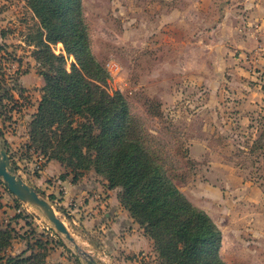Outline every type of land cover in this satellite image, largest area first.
I'll return each instance as SVG.
<instances>
[{
	"label": "rangeland",
	"instance_id": "374dc122",
	"mask_svg": "<svg viewBox=\"0 0 264 264\" xmlns=\"http://www.w3.org/2000/svg\"><path fill=\"white\" fill-rule=\"evenodd\" d=\"M28 2L0 0V146L11 152L16 174L95 260L163 264L134 221L136 232L150 240L148 253H133L135 242L123 234L113 242L117 234L111 227H93L94 216L101 223L112 213L109 200L119 202V187L109 189L91 168L73 184L84 193L74 187L66 198L57 185L61 174H38L43 163L29 136L42 96L37 73L48 71L35 60L37 34L46 32ZM80 2L85 27L80 40L109 75L103 88L122 94L149 153L220 230L221 261L264 264V0ZM50 51L63 56L68 72L76 65L62 44L50 45ZM22 77L29 80L26 90L20 88ZM62 168L71 182L76 172ZM1 185L0 230L12 237L4 259L26 251V257L43 255L41 264H85L39 208L19 203Z\"/></svg>",
	"mask_w": 264,
	"mask_h": 264
},
{
	"label": "trees",
	"instance_id": "16d2710c",
	"mask_svg": "<svg viewBox=\"0 0 264 264\" xmlns=\"http://www.w3.org/2000/svg\"><path fill=\"white\" fill-rule=\"evenodd\" d=\"M80 1L28 2L46 32L37 34L40 50L35 60L48 71L37 73L43 80L42 96L29 136L43 163L38 171L51 161L71 166L74 184L92 168L109 182V189L119 187L121 206L153 241L163 264H224L218 254L220 230L182 195L149 153L143 129L131 117L122 94L111 95L103 88L109 75L80 40L85 28ZM55 44L74 56L76 65L69 72L63 56L50 51ZM68 176L61 174L59 180ZM11 239L9 231L0 230V264H41L43 255L32 252L26 257V251L4 259L1 254Z\"/></svg>",
	"mask_w": 264,
	"mask_h": 264
},
{
	"label": "crops",
	"instance_id": "0c3cea01",
	"mask_svg": "<svg viewBox=\"0 0 264 264\" xmlns=\"http://www.w3.org/2000/svg\"><path fill=\"white\" fill-rule=\"evenodd\" d=\"M37 76L40 78L41 80V84L39 86V89L41 90V88L43 87V80L42 78L37 74ZM29 80L25 79V77L21 78V85L20 88L25 89L27 88ZM37 110V106L34 108V111L32 112V114L35 113V111ZM12 113L14 114V112L12 111ZM10 118V116H9ZM4 124H7L6 120L2 121ZM6 140V138H5ZM8 140V139H7ZM7 142V141H6ZM8 143V142H7ZM10 151L8 152V155L10 157ZM34 160V159H32ZM38 160V159H37ZM63 168L60 164H58L57 162L51 161L49 162L46 167L43 170H39L37 171L38 174H40V176H43V172L44 174H50L51 176H56L58 173L62 174ZM57 185L62 186L61 188H63L66 191V198L69 195V193L73 194V190L74 187L77 188V193L79 195L83 194L85 188H82L81 186H74L70 180L68 178H66L65 180L61 181V180H57ZM84 189V190H83ZM75 195H78L76 193H74ZM74 195V196H75ZM109 204L112 206L113 210L112 213L110 214H106V220H103L101 223L99 221H97L96 219V211H93V216L94 218H92L93 222L95 223L93 225L97 226L99 230H103V229H108L109 227H111L112 232L114 234H117V236H113L114 240L113 242H119V236H121L123 234V236L125 237V239L129 242H135L134 244L131 243V247L130 249H132V252L135 253L137 251H141L144 253H148L151 250V243L150 240H148V238L146 239L144 236H142V234L137 233L135 227H137V225L133 222V220L130 218L129 214L120 206L117 198H112L109 200ZM99 207L98 208H102V204H98ZM94 209H97L93 206ZM92 217V216H91ZM109 217L110 220H109ZM105 223H109V226H107ZM111 224V225H110ZM140 228V227H138ZM139 232L143 233V230L140 228ZM140 234V235H139ZM125 246H130V244H126Z\"/></svg>",
	"mask_w": 264,
	"mask_h": 264
},
{
	"label": "water",
	"instance_id": "95a60500",
	"mask_svg": "<svg viewBox=\"0 0 264 264\" xmlns=\"http://www.w3.org/2000/svg\"><path fill=\"white\" fill-rule=\"evenodd\" d=\"M0 179L7 191L21 204H30L39 208L46 219L52 224L55 231L71 243L77 251L78 257L84 260L85 264H101L95 260L85 250H82L74 241L64 223L56 216L52 206L43 198H41L36 190L27 184L20 176H18L11 165L10 157L7 151L0 146Z\"/></svg>",
	"mask_w": 264,
	"mask_h": 264
},
{
	"label": "bare ground",
	"instance_id": "6f19581e",
	"mask_svg": "<svg viewBox=\"0 0 264 264\" xmlns=\"http://www.w3.org/2000/svg\"><path fill=\"white\" fill-rule=\"evenodd\" d=\"M82 244V243H81ZM85 246V245H84ZM82 249V248H81ZM83 249H85V248H83Z\"/></svg>",
	"mask_w": 264,
	"mask_h": 264
}]
</instances>
